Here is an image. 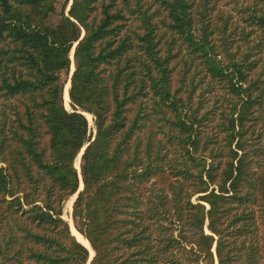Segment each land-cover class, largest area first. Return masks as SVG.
Returning <instances> with one entry per match:
<instances>
[{"label":"trees","instance_id":"16d2710c","mask_svg":"<svg viewBox=\"0 0 264 264\" xmlns=\"http://www.w3.org/2000/svg\"><path fill=\"white\" fill-rule=\"evenodd\" d=\"M56 1L0 0V264H264V0Z\"/></svg>","mask_w":264,"mask_h":264},{"label":"rangeland","instance_id":"374dc122","mask_svg":"<svg viewBox=\"0 0 264 264\" xmlns=\"http://www.w3.org/2000/svg\"><path fill=\"white\" fill-rule=\"evenodd\" d=\"M71 2H72V0H68V3H67V5H66L65 8H64L65 0H57L56 3H55V11H54L53 13L49 14V16H48V18L46 19V21H47L48 23H51V24H55V23H57V22L60 20V13H61V11H63V9H64V12L66 13L67 10L69 9V6H70ZM73 49H74V47H73ZM73 49H72V52H71V58H72ZM73 69H74V66H73V63H72V65H71V69H70V75H71ZM67 83H68V85H69V82H67ZM65 85H66V84H65ZM65 85L63 86V88L65 87ZM68 88H69V86H68ZM63 91H64V89H63ZM62 93H63V92H62ZM67 109H70V105H69V104H68ZM90 115H91V114H90ZM91 116H92V115H91ZM89 127H90V129L94 132L93 122H92V121H91V123H89ZM78 156H79V155H78ZM75 162H76V161H75ZM79 163H80V158H79ZM80 186H81V185H80ZM73 196H74V198L72 199ZM71 199H72V203H73V201H74V199H75V194L72 195V196H70V197L66 200L65 203H67V205H68V203H69V201H70ZM65 203H64V206H63V213H64L66 216H69V218L71 219L72 203H71V209H70L69 212H68V209H67V206H66ZM64 214H63V215H64ZM63 218H64V216H63ZM64 219L67 220L66 217H65ZM67 221H68V220H67ZM71 222H72V219H71ZM72 225H73V224H72ZM92 254H93V253H92ZM92 254H90V256H92Z\"/></svg>","mask_w":264,"mask_h":264},{"label":"bare ground","instance_id":"6f19581e","mask_svg":"<svg viewBox=\"0 0 264 264\" xmlns=\"http://www.w3.org/2000/svg\"><path fill=\"white\" fill-rule=\"evenodd\" d=\"M68 86H69V85H68V83H67V84L65 85V87L63 88L64 91H63V93H62L63 104H64V106H65L66 108L68 107V104H69ZM84 113H85V112H84ZM85 116L87 117L88 122L91 123V121H92V116H91L89 113H85ZM79 164H80V163H79V156H78L77 159H76V162H75V165H76L77 168L79 167ZM73 198H74V196L72 197V199H73ZM72 199L69 201L68 205H67V203H65L66 206H67L68 212H69L70 209H71ZM63 214H64V213H63ZM63 214H62V215H63ZM63 216H64V218L66 217V219L68 220V223H69V225H70L71 232L76 236V238L78 239V241H80L82 244H84V245L89 249L90 254H92L93 252H92V250H91V248H90V246H89V243H88L87 239H85L84 236L81 235V234L77 231V229L74 228V225H72L73 222H71V219L69 218V216H66L65 214H64Z\"/></svg>","mask_w":264,"mask_h":264},{"label":"water","instance_id":"95a60500","mask_svg":"<svg viewBox=\"0 0 264 264\" xmlns=\"http://www.w3.org/2000/svg\"><path fill=\"white\" fill-rule=\"evenodd\" d=\"M83 114L85 115V113H83ZM82 151H83V149L81 150V152H80V154H79V157H80ZM78 169H79V167H78ZM81 188H82V183H81V186L79 187V190H80ZM76 195H77V193L75 194V197H76ZM88 243H89V242H88ZM83 245H84V244H83ZM89 246H90V244H89ZM90 248H91V246H90ZM88 250H89V249H88ZM91 250H92V248H91ZM92 252H93V250H92ZM93 254H94V252H93ZM93 254H92V256H93ZM92 256H90L89 259H91Z\"/></svg>","mask_w":264,"mask_h":264}]
</instances>
